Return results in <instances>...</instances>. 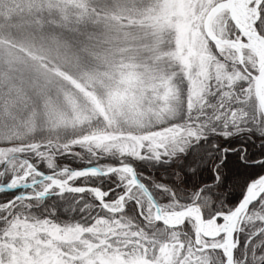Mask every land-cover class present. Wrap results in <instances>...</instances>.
Segmentation results:
<instances>
[{"label":"snow or ice","instance_id":"obj_1","mask_svg":"<svg viewBox=\"0 0 264 264\" xmlns=\"http://www.w3.org/2000/svg\"><path fill=\"white\" fill-rule=\"evenodd\" d=\"M0 264H264V0H0Z\"/></svg>","mask_w":264,"mask_h":264}]
</instances>
